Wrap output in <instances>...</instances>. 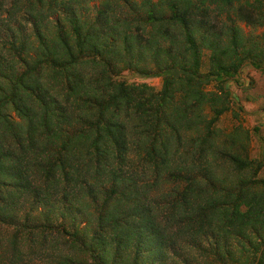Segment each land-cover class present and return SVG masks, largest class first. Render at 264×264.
Listing matches in <instances>:
<instances>
[{
	"label": "trees",
	"instance_id": "1",
	"mask_svg": "<svg viewBox=\"0 0 264 264\" xmlns=\"http://www.w3.org/2000/svg\"><path fill=\"white\" fill-rule=\"evenodd\" d=\"M81 1L0 0V222L15 230L9 261L18 258L22 236L38 232L44 248L57 232L77 255L69 251L49 264H169L171 258L174 264H264V158L249 155V130L216 127L230 109L227 83L240 74L243 57L236 46V60L227 62L211 42V65L203 72L189 24L190 13L208 1L225 7L232 0H159L168 18L159 1L147 0L149 20L161 26L158 38L109 14L112 5L130 0H103L92 19L83 17ZM124 70L161 77L162 87L122 79ZM212 83L217 91H207ZM130 151L153 170L155 182L167 172L186 182L180 197L168 200L163 192L164 200L144 188L149 200L142 201L133 176L128 190L118 173ZM175 165L191 171L177 173ZM103 172L117 181L102 201L93 198L85 228L97 227L88 236L76 216L66 220L58 194L87 189ZM121 202L131 203L129 217L118 210ZM171 238L183 242L173 254Z\"/></svg>",
	"mask_w": 264,
	"mask_h": 264
},
{
	"label": "rangeland",
	"instance_id": "2",
	"mask_svg": "<svg viewBox=\"0 0 264 264\" xmlns=\"http://www.w3.org/2000/svg\"><path fill=\"white\" fill-rule=\"evenodd\" d=\"M102 1L103 0H83L79 2L78 5L81 6L80 11L83 17L89 19L95 17ZM118 1L122 0H112L113 3H117ZM146 1L147 0H130L126 4L121 3L119 5H112L111 8H109V14L111 16L114 15L120 22H123L124 18H128L130 22H134L135 27L133 31L135 33L143 32L146 37L153 36L158 38V29L161 26H157L156 21L149 20L151 5ZM151 1L158 2L159 0ZM158 8L162 9L160 15L164 18L171 16V12L167 10L165 2L159 1ZM156 11L158 12L159 9ZM190 17L191 21L189 24L194 30L195 37L201 48L203 72L209 70L211 65L210 54L212 52L208 47V44L211 42L214 43V46L218 47L217 54L223 55L222 57H224L227 62L236 60L235 54L231 56L236 46L240 56L243 57V65L240 69V74L236 75L227 83L232 92L230 109L219 118L216 127L225 132H230L239 126L244 130H249L251 136L249 155L255 159L264 158V0H232V3L227 4L225 7H222L221 3L218 4L217 2L208 1L201 10L190 13ZM145 20L147 21L146 24ZM151 24H153L154 27L151 26ZM137 27H141V30H137ZM166 27L167 25L162 28L165 29ZM178 31L179 29H176V31L174 29V33ZM173 39L175 38H167V45L170 40ZM235 42L237 45H234ZM224 50L228 52L223 54L222 52ZM147 61L152 62L149 58ZM251 62L260 63L262 68H255ZM121 76L122 79H127L130 82H147L158 91L162 87L163 81L161 77L137 78L130 70H124ZM207 91H217L216 84L212 83L208 85ZM209 113L211 114V112ZM10 115L14 121H21L14 110H10ZM134 133L135 132H131V135ZM220 139L221 137H218L216 142L219 143ZM188 146L189 145H187V147ZM133 154L135 156L136 152L133 151ZM174 168H177V173L183 175L191 171V169L183 165H175ZM124 170L125 172L118 173L119 175L123 173L122 176L125 180L124 185L129 190L132 181L130 182L128 176H133V180L138 182L139 186H137V188L142 193V201L148 202L149 200L145 199L144 188L147 194L152 197H163L161 196L162 193L167 192L164 196L169 200L174 197V194L175 196L178 194L177 196L180 197L181 192H183L186 186V182L184 181H175L171 179L168 176V172L163 173V176L155 182L156 178L153 176V170L145 165V163H139V159L133 157L131 151L124 160ZM218 173L220 175L219 170ZM33 176L34 185H37L40 182L41 174L35 172ZM57 176H59L58 173ZM260 176H264V169L260 172ZM89 180L92 184L88 186L87 189L73 190L72 194L70 188L65 191L61 189L58 194L66 203H64L65 210H63L66 220H70L71 216H76L80 224L75 225L86 232L88 236L92 235L97 227V224H90L88 229L85 228L89 218L88 213L94 212V203L92 200L95 197L97 200L102 201L105 196V190L116 184L117 178L112 176L109 172H103L98 179ZM154 183H156V185ZM152 184H154V186ZM89 188L94 189L92 194H87ZM66 191L67 195H65ZM65 199L67 200L65 201ZM163 199L165 200L164 197ZM31 200L32 197H29L24 207H27L29 203H31ZM71 203H73V206ZM60 205L62 206L63 203H60ZM68 206L72 207L67 209ZM46 207L47 206H44V209ZM47 208H51V206ZM131 209V203L121 202L118 205V210L127 217H129ZM39 212L40 210H37L36 213L38 214ZM75 225L67 224L69 229L75 227ZM54 231L57 230L54 229ZM14 232V226L0 222V264H49L51 259L62 256V254L69 251L73 255H77L76 251L73 252L67 247L70 242L66 241L68 237H65V239L64 236L61 235L62 233L58 234L57 232H53L50 235V242L42 248L40 234L37 232L29 237H21L17 246L19 249V256L14 262H10L9 260L14 250L13 245L8 242H11ZM138 232L140 234L141 229H139ZM170 240H173V243L170 244L171 247L169 246L167 251L173 254V250H175L176 247L181 248L183 242L181 243L182 240L179 239L176 240V242L174 241L175 239L171 238ZM58 243L60 244L54 245ZM129 251L130 254L134 256L136 249L133 248ZM174 260H177V258L175 257ZM181 260L182 259H179L176 262L179 261L181 264ZM89 261H93V257L90 256ZM169 264H174L173 258L170 259Z\"/></svg>",
	"mask_w": 264,
	"mask_h": 264
}]
</instances>
